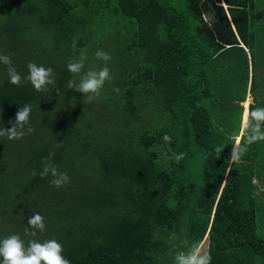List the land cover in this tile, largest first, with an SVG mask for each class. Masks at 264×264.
<instances>
[{
    "label": "trees",
    "instance_id": "16d2710c",
    "mask_svg": "<svg viewBox=\"0 0 264 264\" xmlns=\"http://www.w3.org/2000/svg\"><path fill=\"white\" fill-rule=\"evenodd\" d=\"M254 7L255 0H0V53L12 54L22 76L29 62L55 73V85L38 92L26 80L11 84L0 64V127L10 128L31 104L34 129L18 140L0 137V240L14 233L26 243L34 239L25 229L38 212L46 230L35 239L57 240L70 264H174L177 252L206 235L211 264H264L257 223L264 141L228 162L241 131L245 106L238 103L249 89L250 60V90L264 79ZM38 29L52 41L38 39ZM81 49L85 67L70 73L67 63ZM97 50L124 54L110 93L89 101L68 81L101 68ZM207 97L238 102L228 106L239 111L238 131L217 130ZM78 107L84 114L77 118ZM148 111L169 122L152 123ZM147 119L152 125L145 127ZM52 152L70 177L59 188L51 174L39 175ZM165 152L185 155L177 163Z\"/></svg>",
    "mask_w": 264,
    "mask_h": 264
},
{
    "label": "clouds",
    "instance_id": "9594fccd",
    "mask_svg": "<svg viewBox=\"0 0 264 264\" xmlns=\"http://www.w3.org/2000/svg\"><path fill=\"white\" fill-rule=\"evenodd\" d=\"M225 8V3L222 1ZM208 21V20H206ZM73 48L76 47V39H73ZM87 50L81 49L79 55L69 59L67 69L70 73L80 74L85 67L87 60ZM11 53H0V64L7 67V74L9 82L16 86H21L23 81H28L38 92L48 90L49 85H55V73L51 67L37 65L35 62L27 64L28 74L22 76L16 69L11 59ZM95 57L98 60L104 61V66L99 69H89L79 79L77 83L75 80L68 81V88L75 89L83 93L89 101L100 96L101 91L107 81L112 79L110 68L107 62L111 60L110 54L103 50H97ZM58 91V89H57ZM116 91H119L116 89ZM243 103V102H242ZM32 111L31 104H24L15 117V122L8 129L0 127V137H6L8 140L22 139L26 134L31 133L34 129L30 124V114ZM157 125V124H156ZM27 126V127H26ZM163 140L171 143V136L165 134ZM259 141H264V107L252 108L250 104L245 106V111L242 114V125L240 133L234 138L229 164L238 163L246 154L248 147ZM223 146L216 149L217 153L223 151ZM165 159H173L179 162L184 158V153H173L168 156L167 152L163 153ZM55 153L43 158V169L39 173L41 178L51 174L53 179L50 181L51 185L59 188L70 182L68 173L59 171L57 165L53 163ZM35 175V173H34ZM45 218L37 213H33L27 220L29 228L25 229V234L32 236L25 242L18 233L0 240V264H70V261L63 255V246L55 239L39 240L35 239L37 230L43 233L46 230ZM211 254L204 249L201 243L193 244L187 251H179L174 256V264H211Z\"/></svg>",
    "mask_w": 264,
    "mask_h": 264
},
{
    "label": "rangeland",
    "instance_id": "374dc122",
    "mask_svg": "<svg viewBox=\"0 0 264 264\" xmlns=\"http://www.w3.org/2000/svg\"><path fill=\"white\" fill-rule=\"evenodd\" d=\"M254 14H255V25H256V31H257V39H259L260 41L264 42V0H256L255 1V7H254ZM4 17V15H3ZM2 18V15H0V19ZM205 20H208L211 22L210 18L208 16L204 17ZM37 21V19H36ZM36 37L38 39L41 40H45V41H52V35H48L47 37L44 36V34L42 32H40V29L37 30V34ZM121 51V49H119ZM111 56V60L107 62V66L110 68V72H111V76L112 79L110 81H107L105 83L106 86L103 87V92L104 93H110V90L113 88L114 86V80L116 81V75L118 74V72L114 71L116 69H118L117 63L116 61L118 60L119 56H122L124 53L121 52H110L108 53ZM262 54H263V48L259 45V49L257 51V57L258 60L262 58ZM138 56V55H137ZM104 61H101L97 64V66H104ZM256 95V100H254V104L253 107H264V84L261 85L259 88L256 89V91L254 92ZM224 96V95H222ZM212 98L207 97L203 103L204 106L206 107V110L210 113L211 116V120L214 124V126L217 128V130H219V132L221 133H226L227 130L230 129V131H227V134H233L235 133L236 127H239V120H240V115H239V111L237 109V107H228V106H232V105H236L235 103H226L224 101V99H220V100H214L216 101V103L212 102ZM248 102L250 103L251 101L249 100V96L246 98V100L242 103L239 102L238 104H242L244 106H246V104H248ZM221 105V106H219ZM228 108H225V107ZM84 114V109L82 107H78L76 110L72 111V116L74 117H81ZM90 119H95L96 115L91 116L89 112L87 113ZM150 114V119L152 121V123L155 124H160V118H159V114L158 112H154L153 114H151L150 111L145 112L143 115L146 116ZM229 120L232 125L226 127L225 122L226 120ZM150 120H146L143 121L144 122V126H150L152 125ZM154 125V124H153ZM141 129V128H140ZM259 155L257 157V164L262 167L264 164V145L259 146L258 149ZM257 223L259 225L260 228H264V202L260 207L258 216H257ZM201 244L204 245V249L208 251V240H207V235L205 237V239L201 242Z\"/></svg>",
    "mask_w": 264,
    "mask_h": 264
},
{
    "label": "crops",
    "instance_id": "0c3cea01",
    "mask_svg": "<svg viewBox=\"0 0 264 264\" xmlns=\"http://www.w3.org/2000/svg\"><path fill=\"white\" fill-rule=\"evenodd\" d=\"M256 1V0H255ZM225 10L227 11V13H228V10H227V5H225ZM229 15V14H228ZM231 19V18H230ZM206 21V20H205ZM206 22H209V25H211V23H210V21H206ZM233 27H234V24H233ZM242 45H244V44H242ZM248 49V48H247ZM215 53L216 52H213V54H212V56H214L215 55ZM249 57H250V54H249ZM214 65L215 64H217V63H213ZM252 61L250 60L249 61V65H250V74H249V89H248V91H247V94H246V98L249 96V100L251 101L250 103L248 102V104H254V100H256V97H255V94L252 92V90H250V87H251V85H252ZM258 75L260 76V77H264V72H259L258 73ZM264 84V79H263V83L262 84H260L259 85V87L261 86V85H263ZM246 100V99H245ZM248 104H246V105H248ZM159 114V118H160V124H157L158 126H160L163 122H165V121H167V122H169V118L168 117H166V116H163L162 114H160V113H158Z\"/></svg>",
    "mask_w": 264,
    "mask_h": 264
}]
</instances>
